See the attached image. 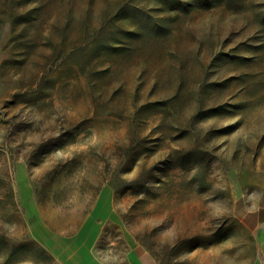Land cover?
Listing matches in <instances>:
<instances>
[{
	"label": "rangeland",
	"instance_id": "obj_1",
	"mask_svg": "<svg viewBox=\"0 0 264 264\" xmlns=\"http://www.w3.org/2000/svg\"><path fill=\"white\" fill-rule=\"evenodd\" d=\"M264 0H0V264H260Z\"/></svg>",
	"mask_w": 264,
	"mask_h": 264
},
{
	"label": "crops",
	"instance_id": "obj_2",
	"mask_svg": "<svg viewBox=\"0 0 264 264\" xmlns=\"http://www.w3.org/2000/svg\"><path fill=\"white\" fill-rule=\"evenodd\" d=\"M256 242H257L258 248L261 252L260 264H264V227H260L256 231ZM139 263L140 264H157L150 257L141 258Z\"/></svg>",
	"mask_w": 264,
	"mask_h": 264
}]
</instances>
